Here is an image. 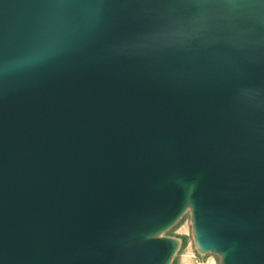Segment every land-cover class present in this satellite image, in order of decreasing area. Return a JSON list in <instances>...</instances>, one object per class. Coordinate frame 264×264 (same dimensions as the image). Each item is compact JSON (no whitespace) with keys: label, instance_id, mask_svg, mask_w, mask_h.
<instances>
[{"label":"water","instance_id":"1","mask_svg":"<svg viewBox=\"0 0 264 264\" xmlns=\"http://www.w3.org/2000/svg\"><path fill=\"white\" fill-rule=\"evenodd\" d=\"M208 1L196 32L179 0H0V264H150L131 236L189 178L206 240L264 264V0Z\"/></svg>","mask_w":264,"mask_h":264},{"label":"rangeland","instance_id":"2","mask_svg":"<svg viewBox=\"0 0 264 264\" xmlns=\"http://www.w3.org/2000/svg\"><path fill=\"white\" fill-rule=\"evenodd\" d=\"M240 1L246 6L257 7L260 0ZM261 19L264 22V10ZM239 22L244 30L251 31L245 20L241 19ZM257 31L264 32V25ZM186 181L189 183L186 200L181 201L178 195L172 208L165 214L161 226L151 229L144 238L160 246L158 256L150 264H228L231 246L220 248L206 240L194 202L197 194L193 185L194 179L189 178Z\"/></svg>","mask_w":264,"mask_h":264},{"label":"bare ground","instance_id":"3","mask_svg":"<svg viewBox=\"0 0 264 264\" xmlns=\"http://www.w3.org/2000/svg\"><path fill=\"white\" fill-rule=\"evenodd\" d=\"M179 1L186 2L191 6V9L193 11V26H194L193 28L196 32H198L199 29H201V25H202L203 18L205 15L204 13L209 12V1L206 4H201L197 0H179ZM224 1H225V4L227 6H230L231 8L233 7L232 9L235 10V8H234L235 4L234 3H231L228 0H224ZM212 4L214 5L215 1H213ZM235 7H237V6L235 5ZM218 13L227 22H229V24H234V14L230 8L222 7L218 10ZM257 14H258V11H255V13H254V11H252V13H250L251 18H247L248 24L254 28L259 25V20L256 17ZM173 182H174L173 183L174 188H179V190H180L181 200L182 201L186 200V193L189 190V184L186 181H182V180H175ZM195 182H196V180H195ZM194 187H195V185H194ZM160 220L161 219H157V220L151 222L148 226L141 227L131 236V238L132 237H138L139 239H142V238L146 237L149 234L150 229L161 225Z\"/></svg>","mask_w":264,"mask_h":264}]
</instances>
